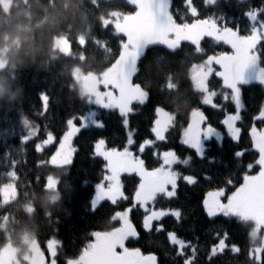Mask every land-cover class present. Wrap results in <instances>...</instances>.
Returning <instances> with one entry per match:
<instances>
[{"label": "trees", "instance_id": "16d2710c", "mask_svg": "<svg viewBox=\"0 0 264 264\" xmlns=\"http://www.w3.org/2000/svg\"><path fill=\"white\" fill-rule=\"evenodd\" d=\"M9 1V7L5 9L0 0V54L5 58V64L0 68V193L2 186L11 179L13 163L19 179H13L16 190L14 198L7 203L0 201V251L3 245L10 243L22 259L21 256L28 252L24 241L26 235L34 238L41 249L45 242L55 240L57 251L62 241V247L58 248V258L62 264L64 259L75 256L92 241L91 233L104 232L117 226L109 218L114 211L109 204L101 203L94 212L91 208L90 199L94 194V185L102 175L103 163L99 158H93L92 144L98 137H104L110 147L122 146L126 139L122 117L117 111H103L87 104V98L73 78L72 71L75 67L94 74L105 71L107 65L103 58L106 54L92 41L99 38L102 43L108 39L113 48L115 41H111L95 26L99 24L101 14L106 17L114 12L130 14L136 8L128 0H100L99 9L93 8L90 0ZM193 2L202 17L214 16L222 24L221 17L224 16L230 24H238L245 31L250 25L244 12L252 8L264 10V0H213L207 6L204 0ZM176 9L180 16L192 21L193 17L188 15L189 9L184 7L183 0H173V10ZM58 36L67 37V41L73 42L70 53L55 48L54 39ZM81 37L88 40L87 47L83 49L75 46V41ZM205 48L208 52L229 50L223 45L215 50L210 46H201L200 50L203 52ZM203 61L204 57L196 55L195 49L187 45L175 52L163 47L147 51L140 62L137 80L152 95L148 104L137 106V111L129 116L130 125L136 130L137 142L151 138L148 129L153 120V109L161 99L167 101L165 107L175 116L177 127L187 119L199 95L192 90L193 82L189 83V69ZM260 65L264 66V53ZM42 92L49 97L48 109L44 114H41ZM241 94L244 108L241 126L245 132L239 145L227 136L222 141L207 138L203 141L204 158L200 159L193 150L178 143L174 130L166 145L157 146L161 151L166 147L175 148L182 160L173 163V168L196 176L197 183L189 186L181 181L175 198L164 200L161 197L157 200V207H172L181 211L179 223L171 216L166 217L163 220L165 232L144 234L139 244L129 246H139L145 251L157 253L159 264H183V257L177 255L176 248L170 246L167 240L166 232L173 230L195 246L194 264H254L247 259V251L260 241L252 242L250 239V220H242L240 215L209 220L201 206L207 190L222 187L227 178L238 183L246 171L245 167L239 165H247L255 160L251 152L242 160H236L234 152L237 148H250L247 129L252 117L264 107V84L244 83ZM91 107L96 108V117L104 121V127L95 128L89 124L80 134L75 140L78 151L70 165L59 169H50L46 165L38 168L36 162L45 159L48 152L38 154L34 144L49 130L59 135L69 116H81ZM228 107L231 110V105ZM205 111L213 125L219 128L218 120L222 114L210 107H206ZM177 113L179 115H175ZM37 125L40 136L22 143L21 137L30 132L34 135L33 130ZM220 131L223 132V129ZM151 151L154 150H146L145 159L148 166L156 168L160 161L151 159ZM185 160L187 164L182 167ZM205 174L210 179H205ZM48 175L59 180L58 190L54 189L55 199L49 195L51 190L44 188V178ZM37 176L40 177L39 183L35 180ZM125 184L130 194L134 182L125 180ZM135 218L139 223V213L135 214ZM225 231L229 244L240 245V254L234 256L230 251H225L223 255L207 259L210 246L216 242L214 234Z\"/></svg>", "mask_w": 264, "mask_h": 264}, {"label": "snow or ice", "instance_id": "6c2138e0", "mask_svg": "<svg viewBox=\"0 0 264 264\" xmlns=\"http://www.w3.org/2000/svg\"><path fill=\"white\" fill-rule=\"evenodd\" d=\"M90 3L95 9L101 7L100 0H90ZM204 4L209 5L208 0H204ZM183 5L189 9L188 15L193 17L191 22L187 20V17L180 16L178 9L173 10V0H153L152 10L141 12L139 4L134 2L132 6L136 8V12L130 14L131 19H119L111 14L106 17L101 14L99 24L95 26L98 31L109 36L111 41H115V47L111 46L108 39L102 43L99 38L92 41L106 54L103 58L107 65L106 78L97 85L95 93L87 95L86 103L94 104L103 111H117L118 115L122 117L126 139L122 146L115 147H110L104 137H98L93 142L92 156L99 158L103 163L101 165L102 175L95 184L91 208L94 212L101 203L109 204L114 210L109 218L118 228L122 223V214L126 213L127 223L131 225L132 231L122 239L113 241L97 239L99 233L93 232L91 233L92 244L82 247L75 256L64 259L62 264H84L81 258L87 254L89 247L95 249L96 264H129L126 258L129 251L138 255L139 264H159L157 253L145 251L139 246L129 245L139 244L144 234L165 232L163 220L166 217L171 216L179 223L181 211L172 207H157V200L161 197L164 200H172L177 196L181 181L192 186L197 183V177L168 167L173 163L170 158L174 157L175 163H179L182 157L179 156L175 148L166 147L161 151L157 146L166 145L171 134L176 130L178 143L193 150L198 158L203 159L205 143L200 142L201 136L215 137L216 141H222L223 137L227 136L237 145L242 141L245 130L241 126L244 110L241 100V85L248 83L251 79L246 76V71L250 68L255 69L257 82L264 84V66L260 65L262 53H264V46H262L264 45V18H262L264 10L252 8L244 12L250 25L245 31L238 24L236 26L230 24L228 18L224 16L221 17L222 24L214 16L202 17L193 0H183ZM187 24L200 26L199 31L193 35H184L176 31L174 27L176 25L183 27ZM64 39L67 40V37ZM68 45L69 48H72L73 42L69 40ZM87 45L88 40L83 37L75 41V46L81 49L86 48ZM183 45L195 49L196 55L204 57L202 63L209 64L207 68H200L201 72H206L205 87L192 89L199 95L195 99L194 107L189 112L187 119L179 127H177L175 116L166 118L163 115L168 111L165 107L167 101L161 99L159 103H156L153 109V120L148 129L151 138L137 142L136 130L131 127L129 116L137 111V106L143 107L148 104L152 95L137 80L140 62L150 48L163 47L170 52H175ZM222 45L229 50H215ZM201 46H210L215 51L208 52L205 48L202 52ZM73 78L75 79V77ZM168 78L171 80V73ZM191 82V78H189V83ZM40 98L41 114H44L48 109L49 97L42 92ZM229 105H231V110ZM206 107L215 109L222 114V118L218 120L219 128L211 122V117L205 111ZM88 121L85 117L74 114L65 120L64 130L59 135L51 130L45 132L42 139L34 144V149L38 154L47 151L48 155L45 159L38 160L36 166L39 168L46 165L50 169H59L70 165L78 151L75 140L88 128ZM91 121L95 128L104 127V121L96 120L94 114ZM220 129H223V132ZM33 132L34 135L30 132L29 135L21 137L22 143H26L30 138L40 136L39 125ZM257 133L264 134V107H261L260 111L252 117V122L247 129L250 148H237L234 152L236 160H242L251 152L255 155L254 162L239 165L245 167L246 171L238 183L227 178L222 187L211 188L203 195L201 206L209 220L220 217L226 219L238 217L239 213L229 211L224 206L229 205L231 201L247 198L255 190L256 186L252 183L254 180L264 181V150L258 148L253 140L254 134ZM149 149L154 150L151 151V159L160 161L155 169L148 166L145 159L144 154ZM61 152H66L67 155L63 161L58 162L56 157ZM113 154L138 159L139 163L143 165L142 172H133L129 166L130 160L117 159L113 161ZM186 164L185 160L182 167ZM12 167L11 175L14 180H18L19 175L15 173L14 163ZM154 171H159L161 175L152 176L151 173ZM204 178L210 179L207 174ZM35 180L39 183L40 177H35ZM125 180L134 182V189L130 194L126 190ZM58 184V178L53 175L44 178L46 190L49 187L58 190ZM106 187L109 189L116 187L119 195L112 197L105 192L103 199H100L101 193ZM141 189H147L143 196H141ZM17 195H19L18 191ZM213 198L219 201L221 208L209 207ZM137 213L140 215L139 223L135 218ZM240 219L246 220L247 217H240ZM251 219L257 220L254 211L251 213ZM214 235L216 242L210 246L207 259L211 260L216 256L223 255L225 251H230L234 256L240 254V245L229 244L226 231L223 234L217 232ZM166 236L169 245L176 248L177 255L183 257V264H194L196 250L192 242L183 240L173 230H168ZM257 238L256 234H250L252 242H255ZM59 247H62V241L59 242ZM58 248L54 253L47 252V242H45L41 249L44 252L45 264H61V260L58 258ZM247 259L253 261L254 264H264V245L250 247L247 251Z\"/></svg>", "mask_w": 264, "mask_h": 264}, {"label": "rangeland", "instance_id": "374dc122", "mask_svg": "<svg viewBox=\"0 0 264 264\" xmlns=\"http://www.w3.org/2000/svg\"><path fill=\"white\" fill-rule=\"evenodd\" d=\"M130 3H138L141 12L145 10H152V3L153 0H128ZM213 0H208V2H212ZM2 6H4L5 9H8L10 4L9 0H1ZM136 12V9H135ZM134 13V11H133ZM131 14V13H130ZM130 14H120L117 12H114L112 14L113 17L119 18V19H131L132 17ZM176 31L180 32L184 35H193L195 32L199 31L200 26H193L191 24L184 25L183 27H180L179 25L174 26ZM55 48L61 50L64 53H70V48L68 45V41L64 39V36H58L54 39ZM5 64V58L0 54V68L3 67ZM209 67V64L207 63H195L190 70V78L193 82L194 87H205V78H206V72H201L200 68ZM73 77H75V81L77 82L81 92L86 96L89 93H95L97 91V85L106 78L105 71L101 73H93V72H83L79 67H75L72 71ZM246 76L251 77L249 82H257L255 76H256V70L255 69H248L246 71ZM248 82V83H249ZM92 106H96L92 104ZM93 114L95 115V119L99 120L96 117V108L91 107L85 114L81 115L82 117H85L88 119V125L92 124V117ZM166 118L173 116L170 112H166L163 114ZM170 122V121H167ZM213 138V137H212ZM215 138V137H214ZM207 139L206 137L201 136V143H204L203 141ZM253 140L256 143V146L262 150H264V134H254ZM66 152H61L57 155L56 161H63L66 158ZM117 159L124 160V161H131L130 167L132 168L133 172H142L143 165H141L138 161V159H132L127 156H121L118 154H113L112 160L115 161ZM173 163H175V158L172 157ZM168 165V167H172L174 164ZM155 169V168H153ZM152 176H160L161 173L159 171H154L151 173ZM11 179L6 182L2 188H1V203H7L8 201L12 200L16 194L15 186L13 183V177L10 173ZM256 187L255 190L245 199L243 200H234L229 203V205L224 206L227 207L229 211H235L239 213L241 217H247L248 220H250L251 223V229L249 234H256L257 239L255 241H260L258 244H254L253 248L259 247L264 245V226H261L264 224V181H261L259 179L254 180L252 182ZM50 191L49 195L51 199L56 198V192L54 191V188L49 187ZM94 192H95V185H94ZM147 189H141V196L146 194ZM107 192L109 196L115 197L119 195L118 189L116 187L105 188L103 192L101 193L100 199H103L104 193ZM94 195V194H93ZM92 200V199H90ZM99 203V200H98ZM209 207L213 209H219L222 206L220 205L219 201L215 198L212 199L209 203ZM255 212V215L257 217V220L251 219V213ZM122 223L121 226L118 228L117 226L113 229L102 231L99 233V236L97 239H102L104 241H113L117 239H122L123 237L127 236L129 233H131V225L127 223V214H122L121 217ZM259 221V222H257ZM24 241L27 243L28 246V252L23 254L21 256L22 259H20L17 256V249L10 245V243H6L3 245L4 247L0 251V264H45L44 260V252L39 247L38 243L34 238H31L30 236L26 235L24 237ZM92 244V241H89V243L86 245V247L90 246ZM56 245L57 241L50 240L47 242V252L54 253L56 251ZM126 258L129 262V264H139L140 258L135 252L129 251L126 254ZM84 261V264H96L97 257L95 255V249L92 247H89V250L87 254L81 258Z\"/></svg>", "mask_w": 264, "mask_h": 264}]
</instances>
